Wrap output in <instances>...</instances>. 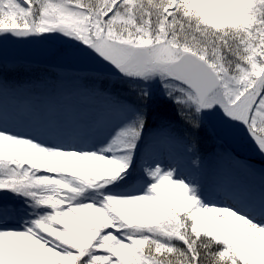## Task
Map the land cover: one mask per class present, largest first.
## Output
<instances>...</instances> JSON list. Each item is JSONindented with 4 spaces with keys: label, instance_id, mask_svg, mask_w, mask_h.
Listing matches in <instances>:
<instances>
[{
    "label": "snow or ice",
    "instance_id": "obj_1",
    "mask_svg": "<svg viewBox=\"0 0 264 264\" xmlns=\"http://www.w3.org/2000/svg\"><path fill=\"white\" fill-rule=\"evenodd\" d=\"M9 43L102 107L40 120ZM209 122L264 160V0H0V264H264V166L226 145L208 168Z\"/></svg>",
    "mask_w": 264,
    "mask_h": 264
},
{
    "label": "rangeland",
    "instance_id": "obj_2",
    "mask_svg": "<svg viewBox=\"0 0 264 264\" xmlns=\"http://www.w3.org/2000/svg\"><path fill=\"white\" fill-rule=\"evenodd\" d=\"M4 59L7 64H9L8 74L5 75L10 81H17L22 79L19 82H28L29 80L39 82L40 84L35 87L29 94L27 98H30L36 107V115L42 121H47L49 119H55L57 121L63 122L61 120V115L59 110L64 108L73 114H88L98 111L102 107V102L97 99L85 98L75 94H72V89L76 87L80 82L73 80H63L60 81L58 73L64 71V62L55 54L54 50L39 48V47H30V46H17L13 44H7L4 48ZM32 65V71L39 73L42 72L48 75L47 79H50L51 85H55V90L48 92L45 95L39 93L41 86V79L36 81L31 79L30 76L22 77H12L17 74H13V70L19 69L21 72L22 67H27ZM77 71L92 73L97 71V66L94 64H81L76 67ZM106 80V81H105ZM100 82V86L108 88V85L113 86L116 90L119 88L118 84L112 83L111 81L105 79ZM26 97L20 96L16 98L8 97L5 99L4 104L14 111L16 102L22 103ZM6 101H9L7 103ZM158 103V104H157ZM50 105H54V110H50ZM170 103L161 102L159 100L153 105V115H156L160 108L163 106L165 109H173V106H170ZM62 106V107H61ZM70 115V116H71ZM40 116V117H39ZM70 116H65V120ZM67 117V118H66ZM159 121H151V124L155 126ZM202 138H200V149H202L207 141L212 145V153L205 158V164L210 169H220L227 168L226 162L219 160L217 158V153L223 149L224 146L230 145L233 150H235L242 159L244 151L247 156H252L251 159L258 167L264 166V160L259 157L256 153L247 148H241L240 146L231 143L228 141L223 134L218 130L214 122H209L205 125L204 129L200 132ZM205 137V138H204ZM204 151V149H202ZM248 159V158H246ZM261 164V165H259ZM253 183L259 182V177H249L247 178Z\"/></svg>",
    "mask_w": 264,
    "mask_h": 264
},
{
    "label": "trees",
    "instance_id": "obj_3",
    "mask_svg": "<svg viewBox=\"0 0 264 264\" xmlns=\"http://www.w3.org/2000/svg\"><path fill=\"white\" fill-rule=\"evenodd\" d=\"M32 65H28L27 64V67H22V71L20 72L19 69H16V67L14 68V72L13 74H17L16 76H12V77H24V76H33V78L36 80V81H39V79H41V86L39 89V93L42 94V95H45L47 94L48 92H52L55 90V85H51L50 83V79H47L48 75L42 72L39 73H36V72H33L32 71ZM8 71L5 72V75H7ZM9 77V75H7ZM20 81V80H18ZM172 106V105H170ZM173 109H169V111H165V113L163 114V117H167V118H170L173 116ZM201 150V154L203 155V157H206V156H209L211 153H212V149L210 148L209 144H207V146H205V149L204 151Z\"/></svg>",
    "mask_w": 264,
    "mask_h": 264
}]
</instances>
